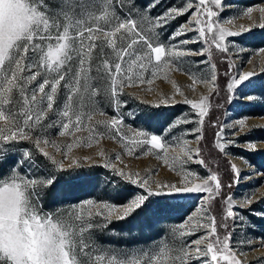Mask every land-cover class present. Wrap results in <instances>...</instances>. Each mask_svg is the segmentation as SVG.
Segmentation results:
<instances>
[{
    "label": "snow or ice",
    "instance_id": "obj_1",
    "mask_svg": "<svg viewBox=\"0 0 264 264\" xmlns=\"http://www.w3.org/2000/svg\"><path fill=\"white\" fill-rule=\"evenodd\" d=\"M155 6L137 11V0H0V169L8 164L12 149L24 142L33 147L21 153L23 162L39 155L56 169L44 179L33 178L22 175L17 168L21 161L13 160L5 171H0V264H248L241 259L246 254H238L233 247L229 221L243 224L244 218L235 209L252 205L255 192L242 201L228 195L218 225L210 209L223 185L219 174L199 158L200 147H189L186 139L166 142L160 135L126 127L120 108L121 97L129 95L125 89L152 85L161 76L167 79L172 71H185L193 78L190 87L194 90L196 83H202L208 87L209 95L189 99L176 86L172 95L162 96L158 103H143L154 107L169 105L178 102L175 96L179 94L184 97L180 102L189 105L196 117L195 121L183 119L180 123L196 122L202 126L211 95L219 96L216 65L211 60L213 47L228 53L231 39L242 37L252 28L264 29V7H249L241 13L252 20L253 12L258 11L260 23L253 21L233 31L226 25H233L234 18L224 22L217 19L222 0H184L181 7L150 18L145 13ZM185 15L189 16L186 22L168 37L175 43L161 41L160 31ZM189 32L196 34L193 39H178ZM194 43L205 46L199 50L184 47ZM259 51L264 53V48ZM192 56L203 59L191 61ZM228 67L227 102L255 100L256 97H243L241 93L251 85L253 77L264 74V67L259 73L253 70L235 74L231 70L236 65L230 63ZM58 99L61 103L57 105L56 119L45 123ZM101 105L112 108L115 114L94 120L97 113L104 115ZM82 126L89 132L87 138L76 136ZM53 128L60 137H73L71 143L63 146V159L58 160L46 150L51 146L57 153L61 151L56 140L49 139ZM245 128V118L235 124L219 125L215 133L218 151L226 154L227 147L236 146L234 140L226 139V130L235 136ZM187 134L197 142L203 139L201 127ZM105 136L119 138L130 157L155 152L170 169H178V178L156 180L151 176L142 178L138 172H125L107 157L103 148L95 153L99 160L93 155H72L81 146L99 145ZM176 148L179 152L172 156L175 163H169V150ZM244 150L259 149L257 143L248 141ZM193 156L195 163L207 169L206 177L185 170ZM120 159L117 154L116 160ZM98 164L112 169L121 181L136 185L138 194L122 205L86 199L64 211H44L39 192L58 182L56 173L71 184L86 180L90 174L82 169ZM229 165L233 183L239 184L241 169L231 161ZM192 196L200 202L196 213L188 215L182 224L169 230L168 237L150 247L116 251L98 247L93 240L97 232L110 230L114 222L147 209L154 198L179 200ZM205 218L207 223L203 222ZM218 227L225 235L218 234ZM201 229L204 232L197 239H185Z\"/></svg>",
    "mask_w": 264,
    "mask_h": 264
},
{
    "label": "rangeland",
    "instance_id": "obj_2",
    "mask_svg": "<svg viewBox=\"0 0 264 264\" xmlns=\"http://www.w3.org/2000/svg\"><path fill=\"white\" fill-rule=\"evenodd\" d=\"M194 2L195 0H193V3ZM137 4V11H145L151 5L155 4L156 6L152 7L150 12L145 13L149 15L150 18H155L169 8L181 7L184 4V0H137ZM249 7L253 9L264 7V0H222V6L219 9L220 15L217 19L224 22L234 18L233 25H226V27H229L233 31H239V26L243 25L247 27L253 21L260 23V13L258 11L253 12L252 20L241 15V13ZM213 10H216L215 7ZM188 18L189 16L185 15L179 17L175 21H170L169 24L160 31V40L165 44L175 43L169 40L168 37L174 33L181 24H184ZM195 35L194 32H189L186 36L178 39H193ZM233 44L235 47L231 46ZM204 46L203 43H194L184 47L186 49L199 50ZM241 48L243 51L239 50ZM262 48H264V29L258 27L252 28L250 32L244 33L242 37L231 39L228 53H222L213 47L212 63L215 64L213 61V56H215L218 58L219 64L221 63L219 66L227 68L224 71H220V73L225 76V78H221L223 82L221 83L226 92V83L229 77L226 76L225 73L229 72L228 65L230 63L236 65L235 69L231 70L232 74L253 70L259 73L260 68L264 67V53L259 51ZM189 59L191 61H199L203 58L192 56ZM201 67L205 66L201 65ZM193 71L197 70L193 69ZM215 72L217 73V68H215ZM192 83L193 78L191 74L185 71H172L167 79L161 76L156 79L152 85L145 84L139 87L125 89L129 95L121 97L123 103L120 108V113L124 116V125L126 127L130 126L132 129L146 131L150 134L160 135L166 142H173V138L186 139L189 141V147L193 149L200 147L201 150H203L204 147L208 145L207 142L210 141L209 138H203V142H197L193 135L187 134L191 129L197 127L202 128V126L196 122L180 123L183 119L189 121L196 120L190 106L180 102L184 97L198 100L201 96L209 95L208 87L204 84L196 83L195 89L193 90V88L190 87ZM176 86H179L184 93V97L179 94L175 96L176 101H178L177 103H170L169 105H162L160 107H154L143 103V101H152L153 104L158 103L162 96L172 95ZM132 93L135 95H131ZM241 95L243 97L251 95L256 97V99L250 102L246 99L240 102L233 101L231 104L227 102L225 108L218 116V119L220 121L219 125H221L235 124L239 119L245 118V131H238L237 134L233 136L231 131L226 130L224 133L226 139L234 140L236 146L227 147L226 154H222L216 147L215 133L219 131L218 126L210 142L213 146V152L217 154L218 159L206 158V160H204L208 168L219 174L223 186L226 176L222 175L223 169H221L220 163L223 164L227 160L235 163L237 167L241 169L240 182L239 184L233 183L234 176H232L230 180L232 187H226V190L222 187L220 201L216 199L213 200L210 210L212 214L217 217V221L220 222L223 214L221 209H224V199L228 195H231L233 199L237 201H242L246 195L255 192L256 199H254L252 205L246 208L242 207L235 209L238 215L244 218L243 224H240L238 221L233 224L231 220L229 224L231 226L230 230L233 232V247L238 254H246L241 256V259L247 261L248 264H264V260H258V258H264V246H262V242H264V175H260L259 177H253L251 175L255 172L264 173V170L259 168L251 159L253 158L261 166H264V74H258L253 77L251 85L246 88ZM60 103L61 101L58 99L57 104H54L52 112H50L49 116L46 118L45 123L56 119L55 113L58 110L57 105ZM100 107L104 115L101 116L97 113L94 116V120L110 118L115 114L110 107L104 105ZM174 124L176 126L169 131V128ZM76 136L87 138L89 132L82 126L81 131L76 133ZM49 139L56 140L61 146V151L57 153L51 146H47L46 150L55 155L58 160L63 159V146L67 143H71L73 137H60L56 129L53 128L49 130ZM248 141L257 143L259 150L245 151L244 145ZM32 147L33 146L28 142L16 145L9 155L8 164H5L0 171H5L12 164L13 160H15L21 161V163L17 165V168L22 175L44 179L51 173H55L56 169L50 168L47 160L39 155L35 156L33 161H22L21 153L25 149H31ZM98 148H103L107 157L125 172H138L142 178L151 176L156 180L167 179L175 181L178 178V169H170L155 152L148 156L139 153L135 156H128L119 138L114 140L105 136L101 139L99 145L93 143L92 148L81 146L80 148L74 149L72 155L81 157L93 155L95 159L99 160V157H95ZM176 152H179V148H176L175 151L169 150V163H175V161L172 160V156L175 155ZM117 154L121 157L119 161L116 160ZM219 156L225 157L226 160H220ZM195 160L196 157L193 156V160L184 166L185 170L196 172L200 177H206L208 175L207 169L195 163ZM244 161H247L249 164L253 165V167L249 170H243L240 165ZM68 162L69 161H65V163ZM207 163H209V165ZM226 167H228V165H226ZM219 169H221V171H219ZM254 169L256 171H253ZM82 170L90 174L86 180L69 184L66 183L65 180L59 179L62 174L56 173L58 182L51 188L40 190V203L43 205L44 211H64L86 199L122 205L139 192L136 185H132L127 181H121L119 177H115V173H113L110 168L106 169L98 164L96 166L85 167ZM179 177H183L182 172L179 173ZM199 206L200 202L197 196L181 198L179 200H173L170 197L154 198L152 204L147 209L129 217L130 225H127L123 220L114 222V224L110 226V230L104 231L103 233L97 232L96 235L93 236V240L98 247L104 249L110 248L116 251L150 247L161 238L168 237L169 230L182 224L188 215L195 214ZM203 222L207 223L206 218ZM203 232L204 230L201 229L199 232L185 237V239L190 242L197 239ZM240 241H244V243H240ZM248 241L252 242L251 245L247 243Z\"/></svg>",
    "mask_w": 264,
    "mask_h": 264
},
{
    "label": "trees",
    "instance_id": "obj_3",
    "mask_svg": "<svg viewBox=\"0 0 264 264\" xmlns=\"http://www.w3.org/2000/svg\"><path fill=\"white\" fill-rule=\"evenodd\" d=\"M213 61L216 65V68H217V76H218V79H217V84H218V91H219V96H216L215 94H212L211 97H210V101H209V104H210V107H209V112H208V116L205 117L204 119V123L202 125V128H203V138H209V142H207V146L204 147L203 150H201L200 152V158L203 159V160H206V158H210V159H214V160H217L218 159V156L215 152H213V146L212 144H210V142L212 141V138H213V135H214V132L217 130L218 126H219V119H218V116L220 115V113L223 111V109L225 108V105L227 104V99H226V90L224 88V86L222 85V81H221V78H225V76H223V74L220 73V71H224L226 70L227 68L226 67H222V66H219L221 65V63L219 64V60L217 57L213 56ZM222 82V83H221ZM217 104H221L223 105L222 107H217ZM213 124H216L217 126L216 127H213ZM203 142V139L200 140ZM201 149V148H200ZM220 160H226L225 157H221L219 156ZM253 160L254 163H256L258 165L259 168H261L262 170H264V166H261L256 160H254L253 158H251ZM220 162V161H219ZM218 162V163H219ZM209 165V163H207ZM221 164V169L222 170V175H225L226 176V179H224V186H223V189L226 190V187H228V185L230 184V180L233 176V173L230 169V165H229V161L227 160L226 162H224L223 164ZM226 165H228V167H226ZM221 169H219V171H221ZM227 171V173H226ZM93 172V171H91ZM222 195H220L219 197L216 198V200L220 201V198H221ZM223 211V209H221ZM127 225H130V219L127 218L125 220H123ZM230 223V222H229ZM218 225H219V222H218ZM131 227V226H130ZM129 227V229H130ZM218 234L223 236L225 235V232L223 229H220L218 227Z\"/></svg>",
    "mask_w": 264,
    "mask_h": 264
},
{
    "label": "bare ground",
    "instance_id": "obj_4",
    "mask_svg": "<svg viewBox=\"0 0 264 264\" xmlns=\"http://www.w3.org/2000/svg\"><path fill=\"white\" fill-rule=\"evenodd\" d=\"M240 167L243 169V170H249L253 167V165L249 164V163H245V162H242ZM253 177H259L260 176V173L259 172H255L253 174H251Z\"/></svg>",
    "mask_w": 264,
    "mask_h": 264
}]
</instances>
